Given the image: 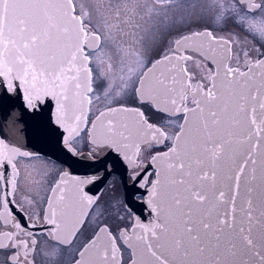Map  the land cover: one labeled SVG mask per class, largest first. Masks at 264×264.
Returning a JSON list of instances; mask_svg holds the SVG:
<instances>
[{
    "label": "snow or ice",
    "instance_id": "obj_1",
    "mask_svg": "<svg viewBox=\"0 0 264 264\" xmlns=\"http://www.w3.org/2000/svg\"><path fill=\"white\" fill-rule=\"evenodd\" d=\"M0 264H264V0H0Z\"/></svg>",
    "mask_w": 264,
    "mask_h": 264
},
{
    "label": "water",
    "instance_id": "obj_2",
    "mask_svg": "<svg viewBox=\"0 0 264 264\" xmlns=\"http://www.w3.org/2000/svg\"><path fill=\"white\" fill-rule=\"evenodd\" d=\"M20 113L12 109H0V136H7L9 139L19 140L25 143L31 137L30 122L26 123L27 117L17 122L15 127L11 123L13 116Z\"/></svg>",
    "mask_w": 264,
    "mask_h": 264
}]
</instances>
